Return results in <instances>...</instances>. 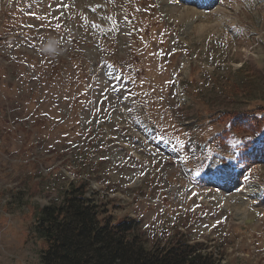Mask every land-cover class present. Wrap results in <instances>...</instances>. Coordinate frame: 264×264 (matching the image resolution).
Returning <instances> with one entry per match:
<instances>
[{"label": "rangeland", "instance_id": "obj_1", "mask_svg": "<svg viewBox=\"0 0 264 264\" xmlns=\"http://www.w3.org/2000/svg\"><path fill=\"white\" fill-rule=\"evenodd\" d=\"M249 110L264 0H0V264H38L40 207L81 180L148 247L264 264V158L229 125Z\"/></svg>", "mask_w": 264, "mask_h": 264}, {"label": "trees", "instance_id": "obj_2", "mask_svg": "<svg viewBox=\"0 0 264 264\" xmlns=\"http://www.w3.org/2000/svg\"><path fill=\"white\" fill-rule=\"evenodd\" d=\"M229 119L230 129L253 134L242 147H252L246 157L264 158V112L231 113ZM136 223L131 216H115L88 193L85 181H73L59 201L40 207L35 217L33 229L43 242L38 264H222L207 245L181 234L148 247Z\"/></svg>", "mask_w": 264, "mask_h": 264}, {"label": "bare ground", "instance_id": "obj_3", "mask_svg": "<svg viewBox=\"0 0 264 264\" xmlns=\"http://www.w3.org/2000/svg\"><path fill=\"white\" fill-rule=\"evenodd\" d=\"M189 3H192V4H193V2H191V1H190ZM202 4H203V3H202ZM174 9H175V8H174ZM193 15H194V14H193ZM189 17H190V16H189ZM192 19H194V17H192ZM192 19H191V20H192Z\"/></svg>", "mask_w": 264, "mask_h": 264}, {"label": "snow or ice", "instance_id": "obj_4", "mask_svg": "<svg viewBox=\"0 0 264 264\" xmlns=\"http://www.w3.org/2000/svg\"><path fill=\"white\" fill-rule=\"evenodd\" d=\"M49 50H51V45H49Z\"/></svg>", "mask_w": 264, "mask_h": 264}]
</instances>
